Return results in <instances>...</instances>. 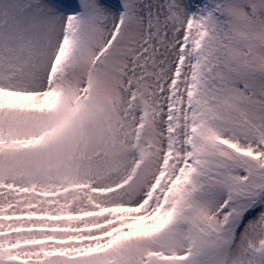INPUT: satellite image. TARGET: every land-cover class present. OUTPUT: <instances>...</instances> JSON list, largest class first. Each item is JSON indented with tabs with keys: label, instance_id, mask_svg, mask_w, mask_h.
Here are the masks:
<instances>
[{
	"label": "snow or ice",
	"instance_id": "1",
	"mask_svg": "<svg viewBox=\"0 0 264 264\" xmlns=\"http://www.w3.org/2000/svg\"><path fill=\"white\" fill-rule=\"evenodd\" d=\"M0 264H264V0H0Z\"/></svg>",
	"mask_w": 264,
	"mask_h": 264
}]
</instances>
